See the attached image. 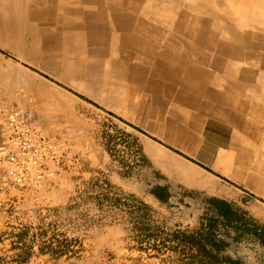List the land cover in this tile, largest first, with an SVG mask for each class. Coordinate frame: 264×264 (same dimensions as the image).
I'll use <instances>...</instances> for the list:
<instances>
[{
  "label": "rangeland",
  "instance_id": "374dc122",
  "mask_svg": "<svg viewBox=\"0 0 264 264\" xmlns=\"http://www.w3.org/2000/svg\"><path fill=\"white\" fill-rule=\"evenodd\" d=\"M253 10L262 16L264 0ZM2 49L0 147L16 111L15 132L40 135L55 151L41 178L22 187L0 178V264H189L195 249L174 235L200 232L220 245V257L264 264V243L248 231L264 227V98L254 89L264 83L262 66L256 63L258 80L244 88L263 115L244 119L208 109L204 96L179 107L175 88L150 84L120 53H87L71 87L59 79L69 74L63 65L39 54L30 63ZM263 52L256 49L254 58ZM43 64L54 75L41 71ZM27 70L49 86L42 99L20 79ZM213 200L229 203L240 221L228 226Z\"/></svg>",
  "mask_w": 264,
  "mask_h": 264
},
{
  "label": "bare ground",
  "instance_id": "6f19581e",
  "mask_svg": "<svg viewBox=\"0 0 264 264\" xmlns=\"http://www.w3.org/2000/svg\"><path fill=\"white\" fill-rule=\"evenodd\" d=\"M255 4L256 0H0V47L30 63L39 54L63 65L69 74L59 79L71 87L75 84L71 74L87 53H120L135 71L148 74L150 84L175 88L179 107L191 96H204L208 109L245 119L253 112L262 114L244 88L254 78L264 80L263 76L257 79L254 68L256 63L264 68V52L258 59L253 56L256 49L264 51V31L259 26L264 24V14L255 13ZM246 12H251L246 17L251 25L244 23ZM45 36L58 42L48 44ZM39 68L54 75L45 64ZM28 70L20 79L42 99L49 86L31 79ZM258 84L255 94L263 99L264 83ZM123 87L119 89L127 92ZM116 98L121 103V95Z\"/></svg>",
  "mask_w": 264,
  "mask_h": 264
},
{
  "label": "built area",
  "instance_id": "2783aa9c",
  "mask_svg": "<svg viewBox=\"0 0 264 264\" xmlns=\"http://www.w3.org/2000/svg\"><path fill=\"white\" fill-rule=\"evenodd\" d=\"M7 120L13 133L0 147V178L5 183L23 186L33 178H41L39 172L54 160L55 145L29 130L16 133L21 124L18 112L9 113Z\"/></svg>",
  "mask_w": 264,
  "mask_h": 264
},
{
  "label": "trees",
  "instance_id": "16d2710c",
  "mask_svg": "<svg viewBox=\"0 0 264 264\" xmlns=\"http://www.w3.org/2000/svg\"><path fill=\"white\" fill-rule=\"evenodd\" d=\"M159 190L164 191V189ZM156 196L161 201H165L167 199L166 195L162 196L156 194ZM212 205L218 216L224 219L228 226H232L235 222L238 223L240 221L237 213L232 210V207L229 203L220 200H213ZM248 231L254 234L261 243H264V227H259L257 229L255 228L253 230L249 229ZM209 236L210 233H183L182 235H174V239L179 240L182 238V243H184V246L195 249V252L190 255L191 260L189 264H238L237 262L229 261L223 257H220V245L217 243H212Z\"/></svg>",
  "mask_w": 264,
  "mask_h": 264
},
{
  "label": "crops",
  "instance_id": "0c3cea01",
  "mask_svg": "<svg viewBox=\"0 0 264 264\" xmlns=\"http://www.w3.org/2000/svg\"><path fill=\"white\" fill-rule=\"evenodd\" d=\"M20 187H22V186H20Z\"/></svg>",
  "mask_w": 264,
  "mask_h": 264
}]
</instances>
